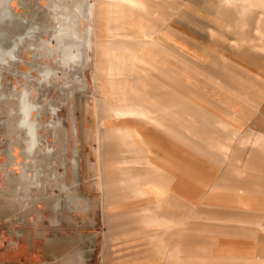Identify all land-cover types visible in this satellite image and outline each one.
<instances>
[{
    "label": "rangeland",
    "instance_id": "obj_1",
    "mask_svg": "<svg viewBox=\"0 0 264 264\" xmlns=\"http://www.w3.org/2000/svg\"><path fill=\"white\" fill-rule=\"evenodd\" d=\"M90 1L9 0L4 6L0 0V8H9L7 16L4 10L0 14V46L16 56L0 52L10 62L0 68V264H57V254L71 260L91 254L97 264L112 223L104 222L103 214L133 213L126 209L133 208V192H151L133 183V151L127 147L133 145V126L121 122L133 115L112 117L103 108L95 48L87 36ZM147 1L133 8L143 13L154 34L147 44H157L160 31V37H169L195 59L202 56L208 67L233 64L234 73L226 72L225 79L231 84L234 76L247 85L241 96L260 106L261 118L250 119L242 136L240 126L219 117L218 124L230 135L213 141L202 126L204 148L221 152L233 170L202 165V179L212 184L232 176V198L196 204L203 220L201 232L189 238L195 245L183 253L155 247L151 256L166 264H264V164L252 157L264 161V0H192L193 8H163L166 21L157 31L161 8H147ZM235 1L240 7H232ZM62 18L69 24L67 33L57 31L67 24ZM92 24L93 29L94 19ZM58 39L65 40L61 48ZM152 48L145 50L150 54ZM147 67L141 64L133 76L138 88L147 85L141 76ZM117 73H107L111 85L106 94L114 104L126 99ZM218 75L225 77L224 72ZM131 97L146 101L135 93ZM238 135V144L250 149V159L236 155ZM236 181H249L252 187ZM125 200L127 205H121ZM162 208L157 205L155 212ZM35 250L37 256H29Z\"/></svg>",
    "mask_w": 264,
    "mask_h": 264
},
{
    "label": "crops",
    "instance_id": "obj_2",
    "mask_svg": "<svg viewBox=\"0 0 264 264\" xmlns=\"http://www.w3.org/2000/svg\"><path fill=\"white\" fill-rule=\"evenodd\" d=\"M103 1L104 8H111V18L105 21L109 25L105 23L101 26L99 43H105L108 34L133 42V50L124 53L119 59L125 62V68L114 76L119 86L125 90L126 99L111 106V116L133 115L121 120L122 123L133 126V145L127 146L133 151V183L140 188H149L154 195L148 192L136 195L133 192V208H126L133 209V213L122 214L115 211L103 214L102 220L112 223H109L104 234L102 253L97 264H166L163 259L154 260L151 256L157 253L155 247L158 252L177 248L183 253L188 245L196 244L195 240L189 239L202 230V213L195 211L196 204H217L219 199L232 198L229 191L232 186L229 185L235 182L232 176L229 180H218L212 184L202 179V165L212 169L225 165L229 173L233 171L230 160L225 159L221 152L204 148L201 143L202 126L207 127L212 141L219 137L225 139L230 131L218 124L220 117L227 121L224 122L226 124L240 126L241 135L245 136L247 132L243 133V130L250 119L255 116L260 118V106L256 108L241 96L243 88L248 90L247 85L240 83L234 76H231V84L225 79L226 72L232 70L234 73L233 64L208 67L200 59L201 55L195 59L169 37H160V31L157 34V44H147L148 37L154 34L149 32L148 20L143 13L133 9L142 8L145 0H131L128 3L126 0ZM192 3V0L147 1V8H161L162 24L160 22L156 25V31L166 21L163 8H193ZM97 4L98 0H94V8ZM238 6L240 7L237 1L232 3L233 8ZM149 46L153 47L150 54L145 50ZM143 63L148 66L141 74L147 85L138 88L132 80ZM100 67L104 71L107 66L102 64ZM218 71L224 72L225 77L218 75ZM132 93L146 101L134 102ZM115 106H118V111ZM239 140L238 135L233 142V146L239 147L236 155L250 159V149L242 147L244 144H238ZM232 152L233 150L229 152L230 157ZM252 157L257 158L254 162L258 165L264 164L259 155ZM143 173L146 175L137 176ZM168 174H172L169 181ZM236 183L243 188L252 187L249 181ZM207 189L209 191L205 192ZM127 203L125 200L121 205L125 206ZM161 204L162 211L155 212L156 206ZM155 215L160 218H155ZM160 220L168 223L161 225ZM110 233L116 236L112 239ZM30 255L36 257L37 251H31ZM90 255L85 257L82 254L80 258H74L73 255L71 260L57 254L54 259L57 264L66 258L63 264H93L89 259Z\"/></svg>",
    "mask_w": 264,
    "mask_h": 264
},
{
    "label": "bare ground",
    "instance_id": "obj_3",
    "mask_svg": "<svg viewBox=\"0 0 264 264\" xmlns=\"http://www.w3.org/2000/svg\"><path fill=\"white\" fill-rule=\"evenodd\" d=\"M8 1L9 0H2V3L3 2L7 3ZM90 3H91V6L88 5V6H90V9L88 10V17H90V21L88 22V25H87V28H88L87 36L89 38V42L91 43V46H93L95 48L96 65H97V69L99 70L98 72H95V78H96V81L98 82L100 90L102 91V94H103V100H102V104L104 105L103 108L105 109V112L108 114V116H111L112 112H113V110H112L113 108H111V106H113L114 103L111 100V97L108 94H106V91L109 90L110 85H111V83L107 79V73L110 72V71L120 72V70L125 68V66H124L125 62H122V59L121 60H119V59L122 57V55L124 53L129 52L130 50H133V45L132 44H125L124 42H122L123 38L121 36H118V35L114 36V35H111V34L106 35L107 36L106 37L107 41L105 43H103V44H100L99 43V37L101 36L100 35L101 32H100L99 28H101L102 25H105L106 19H110L111 18V13H110V9L111 8H104V4L105 3H104L103 0H98V4L96 5V8H94V0L90 1ZM4 6H5V4H4ZM66 8H69L68 5L66 6ZM3 10L5 11L6 16H7V12L9 11V8L8 9L0 8V14H1V12L4 13ZM70 13H71V11H70ZM70 13H66V14L63 13L62 17L63 18H66V17L70 18L69 17ZM62 19H60V20H62ZM93 19H94V28L92 29V26H93L92 21H93ZM63 20L67 24L65 26H63V27L58 28L57 31H64V32L67 33L68 32L67 28L69 27V24H68V22L65 19H63ZM106 24H108V23H106ZM82 26H83V22H82ZM9 32H10V30H9ZM138 35H140V34H138ZM64 41H65L64 39H58L57 44H60V46H62ZM10 43H11V41H10ZM1 51L4 52L5 54H8L11 57H16L15 56V51L13 49H6L5 47L0 46V52ZM5 62L10 64V62L8 60V57H6V56L0 57V68H2L3 66L6 65ZM102 64L107 66L106 70H104V71L100 67ZM125 76H127V75H125ZM104 78L107 79L106 80L107 81V87L105 86L106 84L103 83ZM117 107L118 106H115V110L116 111H118ZM122 111H124V110H122Z\"/></svg>",
    "mask_w": 264,
    "mask_h": 264
},
{
    "label": "flooded vegetation",
    "instance_id": "obj_4",
    "mask_svg": "<svg viewBox=\"0 0 264 264\" xmlns=\"http://www.w3.org/2000/svg\"><path fill=\"white\" fill-rule=\"evenodd\" d=\"M65 17H66V16H65ZM66 18H67V17H66ZM60 27H63V26L61 25ZM60 27H59V28H60ZM57 46H58L59 48H61V47H62V46H60V44H57Z\"/></svg>",
    "mask_w": 264,
    "mask_h": 264
}]
</instances>
